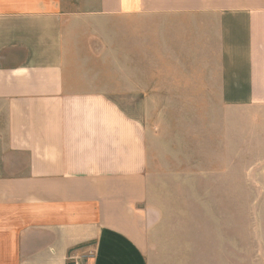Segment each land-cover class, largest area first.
Instances as JSON below:
<instances>
[{
  "label": "crops",
  "instance_id": "obj_1",
  "mask_svg": "<svg viewBox=\"0 0 264 264\" xmlns=\"http://www.w3.org/2000/svg\"><path fill=\"white\" fill-rule=\"evenodd\" d=\"M120 98L217 107L189 152L224 154L223 111L264 110V0H0V264H229L222 208L150 189L222 179L150 178Z\"/></svg>",
  "mask_w": 264,
  "mask_h": 264
},
{
  "label": "rangeland",
  "instance_id": "obj_2",
  "mask_svg": "<svg viewBox=\"0 0 264 264\" xmlns=\"http://www.w3.org/2000/svg\"><path fill=\"white\" fill-rule=\"evenodd\" d=\"M118 102L121 110L143 117L150 127V178L196 176L198 183L203 178L223 181V185H154L150 187L152 203L157 193L175 194L182 201L190 200L191 208L203 211L207 220L216 207L222 208L227 213L229 264H264V110L241 114L237 108L224 110L228 115L227 135L223 133L226 152L195 154L189 152L190 146L203 150L215 144L207 132L214 123L205 119L219 114L217 107H140L125 104L123 98Z\"/></svg>",
  "mask_w": 264,
  "mask_h": 264
},
{
  "label": "built area",
  "instance_id": "obj_3",
  "mask_svg": "<svg viewBox=\"0 0 264 264\" xmlns=\"http://www.w3.org/2000/svg\"><path fill=\"white\" fill-rule=\"evenodd\" d=\"M67 264H79V263L76 262L75 260H70Z\"/></svg>",
  "mask_w": 264,
  "mask_h": 264
}]
</instances>
